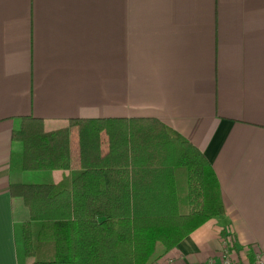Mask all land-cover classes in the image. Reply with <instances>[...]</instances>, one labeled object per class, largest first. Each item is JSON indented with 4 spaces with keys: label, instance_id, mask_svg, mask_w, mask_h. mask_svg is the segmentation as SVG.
Returning <instances> with one entry per match:
<instances>
[{
    "label": "crops",
    "instance_id": "crops-1",
    "mask_svg": "<svg viewBox=\"0 0 264 264\" xmlns=\"http://www.w3.org/2000/svg\"><path fill=\"white\" fill-rule=\"evenodd\" d=\"M23 116L157 119L209 162L224 213L151 264H207L227 230L237 264H264V0H0V264L31 263L8 185L79 171L73 126L67 170L20 169Z\"/></svg>",
    "mask_w": 264,
    "mask_h": 264
},
{
    "label": "trees",
    "instance_id": "trees-1",
    "mask_svg": "<svg viewBox=\"0 0 264 264\" xmlns=\"http://www.w3.org/2000/svg\"><path fill=\"white\" fill-rule=\"evenodd\" d=\"M75 127L79 171L57 183H11L28 212L30 264H151L210 218L223 215L201 152L155 118H70L46 130L23 116L10 139L22 170H67Z\"/></svg>",
    "mask_w": 264,
    "mask_h": 264
},
{
    "label": "built area",
    "instance_id": "built-area-1",
    "mask_svg": "<svg viewBox=\"0 0 264 264\" xmlns=\"http://www.w3.org/2000/svg\"><path fill=\"white\" fill-rule=\"evenodd\" d=\"M233 242V237L231 236V232L229 230H227L226 234H225V238L222 241V245H221V249L219 251V254L216 258L218 261V264H237V262H235L231 256L229 255L230 252V244ZM231 248V247H230ZM214 259H210L208 260L207 264H214L215 260ZM261 260H260V254L259 252H255L254 255V262L253 264H260Z\"/></svg>",
    "mask_w": 264,
    "mask_h": 264
}]
</instances>
